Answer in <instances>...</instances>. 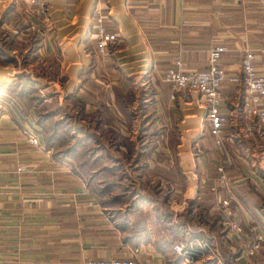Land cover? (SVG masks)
Masks as SVG:
<instances>
[{
    "label": "crops",
    "instance_id": "crops-1",
    "mask_svg": "<svg viewBox=\"0 0 264 264\" xmlns=\"http://www.w3.org/2000/svg\"><path fill=\"white\" fill-rule=\"evenodd\" d=\"M36 1L0 0V264H86L132 254L177 264L170 244L186 232L173 228L192 217L198 223L187 230L231 258L241 246L223 224L222 197L244 244L262 236L245 261L264 264V121L242 111L243 88L229 80L240 73L244 49L264 74V0ZM98 14L116 34L101 51ZM215 44L224 46L219 66L226 75L219 108L229 139L221 147L198 91L163 78L176 58L185 70L204 68ZM28 126L38 143L27 141ZM77 139L91 162L81 161ZM219 163L227 184L212 191ZM154 184L167 188L162 202L185 207V221L174 213L155 244L148 228L131 225L132 209L120 215L113 203L124 199L126 206Z\"/></svg>",
    "mask_w": 264,
    "mask_h": 264
},
{
    "label": "built area",
    "instance_id": "built-area-1",
    "mask_svg": "<svg viewBox=\"0 0 264 264\" xmlns=\"http://www.w3.org/2000/svg\"><path fill=\"white\" fill-rule=\"evenodd\" d=\"M37 2L36 0H30ZM95 39L98 50H103L106 43L116 38V34L106 31L102 25V15L95 17ZM224 50L221 44H215L208 48L207 64L199 70H185L179 58L174 59L163 74V78L171 82L175 89L196 90L202 97L204 117L207 121L209 133L213 136L214 143L221 147L229 139V135L223 132L226 122L225 114L220 110L221 99L220 84L226 75L219 66V57ZM253 53L244 49L240 60V73L229 76V80L242 86L244 91L242 111L247 115H254L264 121V74L258 72L252 65ZM29 143H38V137L34 128L28 126L22 129ZM25 167L18 166L17 170ZM217 174L210 189L216 191L218 187H225L227 176L223 165L216 166ZM218 210L226 230L232 234L234 241L240 244L241 252L234 257L224 259L213 241L205 236L195 234L189 230L174 239L170 244V250L177 258V264H247L245 257L252 255L259 247L262 236L255 233L253 240L244 244V234L240 223L235 219L229 199L222 197L218 200ZM133 248L132 252H136ZM86 264H156L144 258H138L133 254L128 257H109L101 260H88Z\"/></svg>",
    "mask_w": 264,
    "mask_h": 264
},
{
    "label": "rangeland",
    "instance_id": "rangeland-1",
    "mask_svg": "<svg viewBox=\"0 0 264 264\" xmlns=\"http://www.w3.org/2000/svg\"><path fill=\"white\" fill-rule=\"evenodd\" d=\"M3 95L4 94L0 93V103L5 100V97H3ZM64 111H66V113H69L70 110L67 107H65ZM23 125H28L26 120H25V124ZM129 189L131 191L130 193H133V190H131L132 187H129ZM116 190L118 189L116 188ZM140 192L144 194V195H139L142 198L128 197L127 198L128 202L126 203V206L125 205L123 206L122 200L120 201V203H116L115 207L119 206L122 208V212L120 211V209H117L118 212L117 211L116 212L121 215L126 210L128 211L129 207H133L131 213H129V217L131 219L130 221L132 222L131 225H136L137 228H140V226L141 227L144 226L148 228L150 232H148L147 235H149L150 240H152L153 244H155V241L160 242L161 237L166 236L167 227L165 226H168V223L170 224L169 221L171 222L173 221L172 216L174 213L175 215L173 219L175 221H185L184 218L185 207L180 208L179 205L173 204L171 201H167V200L162 202V198L165 197L166 193L168 192L165 185L154 184L151 186H147V188L144 187V189L142 190L140 189ZM145 195L146 196L154 195L157 198L152 197L150 199H147ZM172 199L173 198H170L169 200ZM128 212H130V210ZM114 214L116 213L114 212ZM197 218L198 217H192V219L188 222L187 225L184 224L185 226H182V228H180L181 232L182 233L186 232L187 231L186 227H190L192 223L197 224L198 223ZM161 229L163 232L162 231L159 232ZM142 235L145 236L144 234ZM166 256L169 257L172 256L169 250L166 253Z\"/></svg>",
    "mask_w": 264,
    "mask_h": 264
},
{
    "label": "trees",
    "instance_id": "trees-1",
    "mask_svg": "<svg viewBox=\"0 0 264 264\" xmlns=\"http://www.w3.org/2000/svg\"><path fill=\"white\" fill-rule=\"evenodd\" d=\"M2 86H3V84H1L0 85V88H2ZM48 114H51V113H48ZM61 128H62V131H64L65 133L64 134H66V131L67 130H69L68 129V126H67V124H66V122H65V120H63L62 122H61ZM47 132H48V130H46ZM64 140H66V138H65V136L63 137V141ZM62 142V141H61ZM74 145L75 146H80V148H82V149H84V152L81 154V161H83L84 162V164H86V163H88V162H91L90 161V158L88 157V155H86V152H87V150L89 149L88 148V146H86V142L83 140V139H77V140H75V143H74ZM66 150H71V145L69 146V147H67V149ZM92 156H94V154H92ZM96 157V156H95ZM95 159H97V158H95ZM94 160V159H93ZM109 170H112V169H108L107 171H109ZM109 187V185L107 184H105L104 186H98L97 187V190H98V192H105L106 190H107V188ZM125 196H126V198L128 197V195H126V194H124ZM123 194H122V196H124ZM122 200H124V199H122ZM121 201V200H120ZM120 201H113V203L114 204H116V203H120ZM124 202V201H123ZM133 207H129V209L128 210H131ZM180 228H182L181 226H174V231L173 232H175L176 233V231H178V232H180L181 233V229Z\"/></svg>",
    "mask_w": 264,
    "mask_h": 264
}]
</instances>
